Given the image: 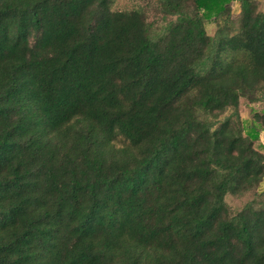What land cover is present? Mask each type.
<instances>
[{"label": "trees", "instance_id": "trees-1", "mask_svg": "<svg viewBox=\"0 0 264 264\" xmlns=\"http://www.w3.org/2000/svg\"><path fill=\"white\" fill-rule=\"evenodd\" d=\"M116 1L0 0V264H264L260 0Z\"/></svg>", "mask_w": 264, "mask_h": 264}, {"label": "rangeland", "instance_id": "rangeland-1", "mask_svg": "<svg viewBox=\"0 0 264 264\" xmlns=\"http://www.w3.org/2000/svg\"><path fill=\"white\" fill-rule=\"evenodd\" d=\"M141 0H117L116 1V7L119 8H129L132 7L134 4H136L137 2H140ZM260 4L261 7L264 8V0H260ZM232 8H233V12H232V16L234 18H238L239 14H240V10L241 7L239 5V3L237 1H233L232 2ZM150 11L152 13H156V9L155 8H150ZM206 28L208 33L213 34L215 29H216V24L214 22H207L206 23ZM261 107L259 104H252L249 101H247L245 98L241 99V104H240V111H241V115L244 118H248L249 116H251L252 112L254 110H259ZM248 197H251V195H248L247 197H243V198H237L235 196H229L227 198V201L231 204V205H235V206H239L241 205V203H243Z\"/></svg>", "mask_w": 264, "mask_h": 264}, {"label": "crops", "instance_id": "crops-1", "mask_svg": "<svg viewBox=\"0 0 264 264\" xmlns=\"http://www.w3.org/2000/svg\"><path fill=\"white\" fill-rule=\"evenodd\" d=\"M260 142L264 144V130H262L260 133ZM262 187H264V181L262 182Z\"/></svg>", "mask_w": 264, "mask_h": 264}]
</instances>
